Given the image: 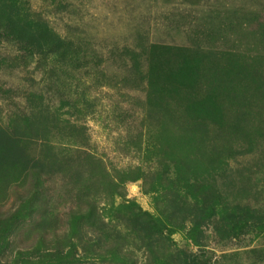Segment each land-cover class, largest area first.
Wrapping results in <instances>:
<instances>
[{"label": "rangeland", "instance_id": "obj_1", "mask_svg": "<svg viewBox=\"0 0 264 264\" xmlns=\"http://www.w3.org/2000/svg\"><path fill=\"white\" fill-rule=\"evenodd\" d=\"M0 26V264H264V0H0Z\"/></svg>", "mask_w": 264, "mask_h": 264}, {"label": "trees", "instance_id": "obj_2", "mask_svg": "<svg viewBox=\"0 0 264 264\" xmlns=\"http://www.w3.org/2000/svg\"><path fill=\"white\" fill-rule=\"evenodd\" d=\"M6 29H2L1 26H0V38H3V37L4 38L5 37H8V38L12 37L13 38L14 37L15 39H19L15 35H10V33H8V31H7L8 29L7 30ZM96 163L99 164L98 161H96ZM116 188L120 189V187H118V186H116ZM116 195L120 196L119 192ZM127 209L129 210V206L127 207ZM148 218L150 219L151 217H148ZM152 227H153V230H154V234L156 236L160 235L162 233V231L164 230V225L159 221V219H153ZM67 257H69L68 254L64 255V259L67 258Z\"/></svg>", "mask_w": 264, "mask_h": 264}]
</instances>
